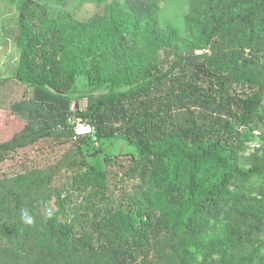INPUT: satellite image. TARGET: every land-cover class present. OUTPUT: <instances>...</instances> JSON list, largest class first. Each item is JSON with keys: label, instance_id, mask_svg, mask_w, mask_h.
Listing matches in <instances>:
<instances>
[{"label": "trees", "instance_id": "obj_1", "mask_svg": "<svg viewBox=\"0 0 264 264\" xmlns=\"http://www.w3.org/2000/svg\"><path fill=\"white\" fill-rule=\"evenodd\" d=\"M198 1L191 48L154 15L142 32L115 0L84 21L19 0L15 78L59 93L78 73L89 87L106 86L87 109L52 107L54 123L84 120L94 139L122 138L138 155L117 194L97 157L71 158L58 187L42 168L1 176L0 264H264V187L245 195L264 177V154H249L247 169L233 163L246 146L232 125L249 124L262 106L264 0ZM49 135H12L0 160ZM220 217L218 235L206 237V221Z\"/></svg>", "mask_w": 264, "mask_h": 264}, {"label": "rangeland", "instance_id": "obj_2", "mask_svg": "<svg viewBox=\"0 0 264 264\" xmlns=\"http://www.w3.org/2000/svg\"><path fill=\"white\" fill-rule=\"evenodd\" d=\"M42 1L51 17L61 16L65 21H84L94 14H101L104 6L113 0ZM115 1L136 16L142 32L147 28L150 15H154L159 29L173 32L179 43L188 44L191 48L198 44L193 31V20L199 8L198 0ZM156 2L157 5H154ZM18 4L19 0H0V143L14 134H24L39 128L49 127L50 135L33 145L8 152L0 160V177L11 176L23 169L42 168L53 174L51 185L58 187L66 181V164L71 158L84 157L90 162L97 157L102 163H107L109 189L117 194L122 186L119 176L129 163V155L137 157L136 149L122 138L94 139L93 128L84 120L77 119L71 128L58 127L51 114L52 107L60 110L87 109L92 99L107 87H89L81 73L77 74L65 93L17 80L15 69L21 50L17 26ZM202 51H206L205 48L195 49L194 53L199 54ZM159 56L164 57L162 50ZM116 68L110 60L102 65V70L108 75L114 74ZM261 105L249 124L232 122L234 136L246 146L233 163L245 169L248 167L246 161L249 154L256 151L264 154V96ZM182 113L176 112V117ZM126 183L128 185L129 182ZM249 187L250 190L247 189L245 194L247 197L255 195L252 192L254 189L264 187V177L253 179ZM224 223L222 217L206 221L205 236L210 238L218 235L217 228Z\"/></svg>", "mask_w": 264, "mask_h": 264}]
</instances>
